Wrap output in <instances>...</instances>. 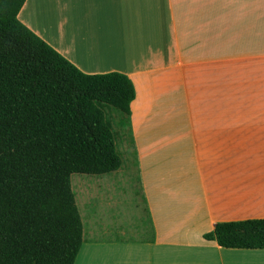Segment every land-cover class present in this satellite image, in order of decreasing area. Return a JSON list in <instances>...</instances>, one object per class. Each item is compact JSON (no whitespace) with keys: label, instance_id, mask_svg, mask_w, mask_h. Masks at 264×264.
<instances>
[{"label":"crops","instance_id":"1","mask_svg":"<svg viewBox=\"0 0 264 264\" xmlns=\"http://www.w3.org/2000/svg\"><path fill=\"white\" fill-rule=\"evenodd\" d=\"M18 18L135 87L118 169L143 190L132 239L83 242L74 264H264V248L205 238L264 218V0H26Z\"/></svg>","mask_w":264,"mask_h":264},{"label":"trees","instance_id":"2","mask_svg":"<svg viewBox=\"0 0 264 264\" xmlns=\"http://www.w3.org/2000/svg\"><path fill=\"white\" fill-rule=\"evenodd\" d=\"M26 0H0V264H74L84 242L74 173L122 158L108 109L131 113L124 73L87 74L22 23ZM205 238L264 248V218L221 222Z\"/></svg>","mask_w":264,"mask_h":264},{"label":"rangeland","instance_id":"3","mask_svg":"<svg viewBox=\"0 0 264 264\" xmlns=\"http://www.w3.org/2000/svg\"><path fill=\"white\" fill-rule=\"evenodd\" d=\"M262 99L256 106L258 110L264 111V94ZM107 115L116 136L118 152L125 160L121 151L122 145L132 141L129 117L117 109H108ZM125 163L127 164L126 161ZM122 169L124 170V165ZM134 175L122 170L103 175H71L72 189L84 225V244L115 243L120 239H132L131 221H138L137 217H134V206L140 203L139 194L143 192ZM86 250V247L81 248L79 254L85 255ZM96 252L92 250L91 253Z\"/></svg>","mask_w":264,"mask_h":264}]
</instances>
